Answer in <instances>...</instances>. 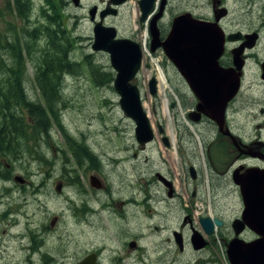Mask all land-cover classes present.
I'll return each instance as SVG.
<instances>
[{
    "label": "rangeland",
    "instance_id": "rangeland-1",
    "mask_svg": "<svg viewBox=\"0 0 264 264\" xmlns=\"http://www.w3.org/2000/svg\"><path fill=\"white\" fill-rule=\"evenodd\" d=\"M53 1L60 10L64 32L70 42L68 58L80 62L82 65L78 74H70L65 71L60 73L62 103L55 105L53 111H47L46 113L50 142L44 144L48 152L45 155L41 154V165L33 162V147L30 148L31 151L26 147L27 153L24 154L19 150L20 154L15 157L13 154H11L12 156L8 155L9 171L14 172L16 176H25L31 182V185L23 192L26 195L22 193L15 194L18 198L22 197L27 201L24 211L22 210V214L17 217L18 220L21 221L25 213L30 212L31 214V210L35 209L34 195L39 190L40 195L36 197L40 200V210L38 215H34L35 219L39 218L41 224L45 218L51 215L60 216L63 220L57 232L49 235L47 246L54 255H59L63 252L67 243L71 242L72 254L75 257L77 249H90L100 244L103 238L98 228H96L98 224L93 226L96 228L95 230L91 225L86 232H83L80 225L73 223L70 211L69 196L72 195L70 187H65L61 195L54 190V181L65 175L60 169L62 165L68 161L71 162V167H75V162L71 159L69 151L66 150V143L72 144L81 152L83 161H94L92 152L100 157L103 162L108 159L109 162L121 161L124 163L123 159L127 156L129 158L127 162L141 164V169L137 170V177L144 175L145 172L148 173L146 169L149 168L166 169L178 182L182 181L181 165L178 163L180 154L183 153L184 157H187V151L192 148L195 154V163L202 172L201 199L192 204L185 200V207L190 208L189 210L192 211L189 213L190 217H185L186 222L184 225L180 216H176V210L171 202L168 211L164 212L165 219H167L170 227L181 229L187 240L192 234L191 229H193L212 242L215 256L211 247L204 255H198L191 247H186L185 261L187 263H192L195 259L205 261L206 254H209V259H212L211 264H228L224 258L220 241V237H223L227 231L218 229L214 235L205 236L199 225V218L209 216L208 212L223 211L225 217L222 220L227 224L232 220L231 215L233 214H231V211L233 213L239 206L238 201L236 198L223 197L221 192L215 193L211 189V184L208 182L209 170L204 160L205 155L201 151L202 145L196 139L190 125H186L182 120L184 109L181 94L188 95V93L180 87L181 81L176 71L168 66L166 61L159 55H152L149 50H142V67L133 80V84L139 89L142 106L154 129L155 136L153 142L146 145L144 152L138 151L139 145L135 141L134 123L121 111L119 97L112 86L115 72L111 68L109 56L105 52H94L91 49L94 23L90 20L89 11L93 7L103 8L104 3L108 0H80L77 7L73 5L72 0ZM7 2L11 3V0H0V8L7 9ZM222 3L228 11L227 19L224 21L227 30L259 27L262 20L264 0H222ZM30 4L31 12L28 21H20L8 9L5 17L3 16L0 19V29H2L3 36L4 33L7 37L12 36L14 30L18 32L19 28L25 26L22 34L18 35L20 39L15 41V52L20 56V61H24V68L13 69L14 73L12 74L10 72L12 62L7 57V53L0 50V57L7 59L6 63L10 65L0 67L1 93L4 94V88L14 84V86L21 87L28 98L27 102L20 104L15 110L10 109L15 112L16 116L19 112L21 115H26L27 112L24 107L30 103L39 102L44 107V100L36 85L35 75L40 64V56L48 49V42L43 34L36 38L30 36L28 32L37 25H45L42 8L47 13L50 11L44 5V0H31ZM135 9V2H128L120 9L117 18H108L104 21V24L115 27L118 36L121 37H131L132 32L139 29V41L142 42L146 37L148 21L146 20L139 26L135 18ZM183 12H190L195 16L200 15L213 21L211 0H168L166 17L163 20L164 26L171 23L173 16ZM96 21H98V18H96ZM262 61L263 57L260 53L257 57L249 60L244 71L239 96L231 106L232 109L229 113L232 125L240 135H243L245 140H251L259 133L260 138L264 141V128L256 129L258 124L264 122V83L260 80L258 67L259 62ZM89 63L99 66L101 71L110 74L112 80L96 81L91 74ZM157 70L163 72L166 89L164 88V90L158 92L156 84V93L151 95L148 90V82L151 78H155L157 83ZM12 75L13 78H9ZM172 102L173 108L170 107ZM0 105V110L4 111V99L0 100ZM261 110H263V113H261ZM2 120L0 118V122ZM160 126L163 130L162 134L158 132ZM40 136L43 138L47 135L41 134ZM162 136L168 139L170 147L165 148L161 142ZM197 137L201 140L198 134ZM18 141L22 142V140ZM134 152H137L136 157L132 156ZM43 159L54 164L53 170L49 169L47 162H44ZM146 164L150 166H146ZM262 164L264 165V162ZM124 165L127 167L125 163ZM35 170L38 173L37 176H34ZM30 172L32 175H30ZM208 184L210 188H208ZM13 196L14 193L9 192L8 199L11 200ZM137 199H139L138 195ZM71 201L79 203L80 197L71 198ZM18 202L21 201L18 199ZM36 220L33 221L34 224H36ZM45 222L47 223L46 220ZM146 225L147 222L141 216L137 220V227L144 228ZM0 228H4V224L0 225ZM17 229L18 226L12 229L11 232L16 233ZM163 236L165 238V232ZM1 241H3V245ZM9 244L10 242L7 243L6 248L10 256L8 260L11 264L18 259V255L16 252L14 253L13 246ZM165 249L164 246L163 251ZM168 254L169 261L172 254L171 248L168 249ZM0 264H4V236L2 235H0Z\"/></svg>",
    "mask_w": 264,
    "mask_h": 264
},
{
    "label": "flooded vegetation",
    "instance_id": "flooded-vegetation-1",
    "mask_svg": "<svg viewBox=\"0 0 264 264\" xmlns=\"http://www.w3.org/2000/svg\"><path fill=\"white\" fill-rule=\"evenodd\" d=\"M140 1L127 0L122 4L114 6L108 5V0L104 3L103 8L97 9L95 18H98L99 21L100 12L106 8L116 10V15H107L103 19L102 23L104 24V21L108 18H117L120 9L128 2H135L137 24L141 26L143 22L148 21L145 40L139 41V29L132 32L131 37L118 36L116 30V38L128 39L138 44L140 49L142 47L144 50H149L152 55H159L179 76L181 81L180 87L188 93V95L181 94L182 107L185 112L182 113V120L186 125H190V129L202 145L201 151L205 155L204 160L209 170L208 182L211 184V189L215 193L221 192L223 197L236 198L238 201L239 206L233 213L231 211V214H233L231 215L232 220L227 224L222 220L225 217V212H208V217L222 222L220 227H214V232L211 235H214L218 229L227 231L223 237H220V241L225 260L228 264H232L227 250L229 243L234 238L237 237L246 243L259 238V235L247 227L236 236L232 224L235 220L242 219L245 208L241 185H249L264 174V165L262 164L264 162V141L260 138L259 133L251 140H245L243 135H240L232 125L229 113L232 109L231 106L239 96L242 80L244 79V71L249 60L257 57L259 53L263 57V61L259 62L258 65L260 80L264 83L261 79V64L264 62V9L262 8L261 23L256 28L227 30L224 26V21L227 19L228 11L226 16L219 20L218 25L223 32L224 42L223 52L217 59V64L222 69H232L234 68L233 57L235 51L241 53V84L237 95L225 104L221 116H209L204 111L198 110L199 98L191 90L188 78L168 59L162 44L167 39L172 20L176 16L188 13L194 19L204 22H214L215 14L213 8V21L205 19L200 15L195 16L190 12H183L173 16L171 23L168 26H164L163 20L166 17L168 0H161V2L160 0H154L152 2V9L144 20H141L143 11L140 7ZM220 2L219 8H223L222 0ZM154 19L157 30V36L155 37L152 35V32L154 34L155 32L151 27ZM249 35H252V38H247ZM151 48H154V51H151ZM142 62L143 54L140 69ZM173 106L172 102L170 107L173 108ZM27 107L28 105L24 107L26 112H28ZM261 113H263V110H261ZM0 118L3 119L0 122V225L4 224V228H0V235L4 236V264H10L8 260L10 256L6 248L8 242H10L9 245L13 246L14 253L16 252L18 255V259L11 264L212 263V259H209V254H206L205 261L195 259L192 263H187L185 261L186 247H191L198 255H204L211 247L215 256L212 242L193 229H191L192 234L187 240L181 229L169 226L167 219H165L166 215H164V212L168 211V206L171 202L176 210V216H180L184 225L186 222L185 217H190L189 213L192 211L189 210L190 208L185 207V200L192 204L201 199L202 172L195 163V154L192 148L187 151V157H184L183 153L180 154L178 163L181 165L182 181L178 182L174 180L170 171L166 169L149 168L146 169L148 173L145 172L144 175L137 177V170L141 169V164L127 162L129 161L127 156L123 161L128 168L121 161L109 162L107 159V161L103 162L94 152H92L94 161H83L81 152L72 144L66 143V150L69 151L71 159L75 162V167H71V162L68 161L62 165L60 169L65 175L54 181V190L57 194L61 195L65 187H70L72 195L69 196V199L73 223L80 225L83 232H86L91 225L93 227L95 224H98L96 228H98L103 239L100 244L90 249H77L75 257L72 254L71 242L67 243L63 252L59 255H54L52 250L47 246V239L50 234L57 232L60 223L63 221L61 220L62 218L57 215H51L45 218L42 224L39 218L35 219L34 215H38L40 210V200L36 197L40 195V192L37 190L34 195L36 202L35 209L31 210V214L30 212L25 213L22 220L19 221L17 217L22 214V210L24 211L27 201L22 197L18 198L15 194H23L24 190L31 185V182L25 176H16L14 172H10V166L7 164L8 155L12 156L11 154H13L15 157L20 154L19 150L24 154L27 153L26 147L29 148V151L33 147V162L41 165V154L45 155L48 152L44 144L50 142L49 134L47 132V136L42 138L40 136V117L26 114L15 118L16 121L14 120L15 123L13 124L15 125L13 129L14 133H9L10 137L5 138L4 115H1ZM19 120L22 124H16ZM263 128L264 122L256 126V129ZM158 132L159 134L163 133L161 126L158 128ZM197 134L201 137L202 141L197 137ZM164 138L166 137H161V142L165 148L170 147L168 139L166 138L167 144H165ZM18 140H22V142ZM145 149L146 146H139L137 148L141 152H144ZM132 156L136 157L137 152H134ZM43 161L47 162L49 169L53 170L54 164L52 162L45 159ZM146 166L150 165L146 164ZM30 175H32L31 172ZM37 175L38 173L35 170L34 176ZM57 185H60L59 192L56 190ZM207 186L210 188L209 184ZM9 192L14 193L11 200L8 199ZM23 195H26V193ZM137 195L139 199H137ZM74 197H80L79 203L71 201V198ZM18 199L21 201L20 203ZM141 216L147 222L144 228L137 227V220ZM35 220L36 224L33 222ZM17 226V232H11ZM164 232L165 238L163 236ZM195 233L202 238L198 237L201 243H204L198 249L192 244V236L197 235ZM205 236L210 235L205 234ZM1 244L3 245V241H1ZM164 246L166 249L163 251ZM169 248H171L172 254L171 259L168 261Z\"/></svg>",
    "mask_w": 264,
    "mask_h": 264
},
{
    "label": "water",
    "instance_id": "water-1",
    "mask_svg": "<svg viewBox=\"0 0 264 264\" xmlns=\"http://www.w3.org/2000/svg\"><path fill=\"white\" fill-rule=\"evenodd\" d=\"M79 1L72 0V3L77 7ZM125 1L127 0H109L108 5L116 6ZM153 1H140L143 11L141 20L151 11ZM220 3V0H212L214 22L194 19L188 13L176 16L172 20L168 37L162 44L168 59L188 78L191 90L199 98L198 110L209 116H221L225 104L236 96L242 68L241 53L238 51H235L233 57L234 68L222 69L217 64V59L223 52L224 42L218 22L227 14L226 8H219ZM96 12V7L89 11L90 20L94 22L91 49L108 54L110 65L115 72L113 89L119 97V107L135 125L137 144L145 147L153 141L154 133L142 106L139 89L132 83L140 70L141 49L138 44L128 39L116 38V29L102 23L107 15H116V10L106 8L101 11L97 22ZM155 19L151 25L155 32H152L154 37L157 36ZM247 38H252V35ZM151 51H154V48H151ZM261 79L264 80V62L261 64ZM148 90L151 95H155V78L149 80ZM163 140L167 144L166 138ZM241 188L245 208L242 219L235 220L232 224L234 233L238 236L247 227L259 235V238L249 243L234 238L228 245V257L232 264H264V174L249 185H241ZM56 190L59 192L60 185L56 186ZM199 225L206 235H211L214 227H220L222 222L210 217H201ZM198 237V234L192 236V244L196 249L204 244Z\"/></svg>",
    "mask_w": 264,
    "mask_h": 264
},
{
    "label": "trees",
    "instance_id": "trees-1",
    "mask_svg": "<svg viewBox=\"0 0 264 264\" xmlns=\"http://www.w3.org/2000/svg\"><path fill=\"white\" fill-rule=\"evenodd\" d=\"M30 1L31 0H11V3L7 2V9L10 13L14 14L17 19H20V21H28L31 12ZM44 5L48 8V11H50L47 13L43 8L41 10L45 25H37L28 32L30 36L36 38L40 34H43L48 42V51L46 50L47 52L45 51L44 54L40 56V64L38 65V71L35 75L36 85L44 100V107L37 102L35 104H27L28 107L26 108L28 109V115L40 117V131L42 135H46L48 131L47 111H53L55 105L62 103L60 90L62 80L60 73L65 71L70 74H78L82 65L80 62L78 63L68 58L70 42L64 32L60 10L56 7L55 2L53 0H44ZM7 9L3 10L0 8V19L3 16L5 17ZM24 27L23 25L19 28L18 32L14 30L12 32L13 35L9 37H7L5 33L3 36L2 29H0V50L5 51L7 57L12 62L10 69L12 74L14 73L13 69L24 68V61H20V56L15 52V41L20 39L18 35L22 34ZM7 61V59L0 57V67L8 65L6 63ZM89 68L96 81L104 79L107 81L112 80L110 74L101 71L99 66L90 64ZM9 78H13V75L12 77L9 76ZM1 89L0 87V100L4 99V111L0 110V116L4 115V137L8 138L10 137L9 133H14L13 129L15 125L13 124L16 121L15 118L22 116L20 112L17 113L16 116L15 112L11 110H15L20 104L27 102L28 98L21 87L14 86V84L13 86L4 88V94L1 93ZM18 123L22 124L20 120L16 124Z\"/></svg>",
    "mask_w": 264,
    "mask_h": 264
},
{
    "label": "bare ground",
    "instance_id": "bare-ground-1",
    "mask_svg": "<svg viewBox=\"0 0 264 264\" xmlns=\"http://www.w3.org/2000/svg\"><path fill=\"white\" fill-rule=\"evenodd\" d=\"M142 50H143V48H142ZM156 79H157L156 84L158 86V92H160V90L161 91L164 90V88L166 89L165 77H164L163 72L161 70H157V78Z\"/></svg>",
    "mask_w": 264,
    "mask_h": 264
}]
</instances>
